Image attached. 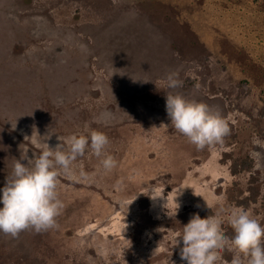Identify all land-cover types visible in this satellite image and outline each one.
Wrapping results in <instances>:
<instances>
[{"label": "rangeland", "instance_id": "obj_1", "mask_svg": "<svg viewBox=\"0 0 264 264\" xmlns=\"http://www.w3.org/2000/svg\"><path fill=\"white\" fill-rule=\"evenodd\" d=\"M169 91L219 110L231 134L197 149L170 126ZM86 127L117 166L87 149L58 175L57 227L0 232V264H186L176 239L192 214L243 208L264 225V161L250 155L264 141V0H0V188L40 138L55 148Z\"/></svg>", "mask_w": 264, "mask_h": 264}, {"label": "clouds", "instance_id": "obj_2", "mask_svg": "<svg viewBox=\"0 0 264 264\" xmlns=\"http://www.w3.org/2000/svg\"><path fill=\"white\" fill-rule=\"evenodd\" d=\"M167 82L171 90L181 85L176 73H169ZM165 100L170 126L197 149L222 143L231 134L219 110L208 104L186 99L174 91L166 93ZM104 117L102 113L97 122ZM50 138L51 135H46L37 141L39 152L33 153L32 158L26 153L15 159L10 175L0 188V232L13 238L27 229L39 233L57 227L56 218L64 207L57 192L58 175L61 172L70 174L73 162L84 156L87 149L100 158L105 172L117 166L116 159L107 151L109 138L101 131L86 127L84 133L57 136L59 143L55 148L45 142ZM252 143L255 147L250 155L254 160L264 161V151L257 150L264 149V141L254 136ZM80 175L86 174L81 171ZM146 191L152 193L155 188ZM224 212L220 207L205 218L198 213L191 215L176 239V245L182 242L180 259L186 264H264V225L243 208H233L226 216ZM225 222L232 229L231 236L223 230ZM225 251L232 254L230 262L222 261Z\"/></svg>", "mask_w": 264, "mask_h": 264}, {"label": "bare ground", "instance_id": "obj_3", "mask_svg": "<svg viewBox=\"0 0 264 264\" xmlns=\"http://www.w3.org/2000/svg\"><path fill=\"white\" fill-rule=\"evenodd\" d=\"M101 1H102V0H101ZM197 5H198V4H197ZM197 5H196V6H197ZM197 7H198V6H197ZM106 9H107V8H106ZM99 22H100V21H99ZM97 23H98V22H97ZM96 26H97V24H96ZM187 27H188V26H187ZM192 29H193V28H192ZM194 29H195V27H194ZM95 31H96V29H95ZM95 31H94V32H95ZM91 32H93V31L90 30V33H91ZM189 32H190V31H189ZM193 32H194V31H193ZM88 33H89V32H88ZM190 33H191V32H190ZM72 35H73V34H72ZM63 36H64V34H63ZM88 36H89V35H88ZM61 37H62V36H61ZM65 37H67V36H65ZM58 38H59V37H58ZM89 38H90V37H89ZM64 39H65V38H64ZM72 39H73V38H72ZM84 40H85V39H84ZM90 40H91V39H90ZM66 41H67V40H66ZM80 41H81V39H80ZM160 41H161V39L159 40V42H160ZM54 42H55V41H54ZM59 42H60V41H59ZM162 42H163V41H162ZM80 43H82V42H80ZM92 43H93V42H92ZM160 43H161V42H160ZM165 43H167V42H165ZM71 44H72V43H71ZM74 44H76V43H74ZM79 45H80V44H79ZM88 45H89L88 47H90L91 44H88ZM94 46H95V45H94ZM165 46H166V45H165ZM53 47H54V46H53ZM64 47H65V46H64ZM27 48H28V47H27ZM48 49H50V48H48ZM72 49H73V48H72ZM76 49H77V48H76ZM164 49H165V47H164ZM90 50H91V49H90ZM165 50H166V49H165ZM52 51H53V50H52ZM79 51H80V50H79ZM62 52H64V51H62ZM62 52H61V54H63ZM70 53H71V52H70ZM38 54H41V53H38ZM45 54H46V52H45ZM42 55H43V54H42ZM48 55H49V53H48ZM51 55H52V52H51ZM51 55H50V56H51ZM80 55H81V54H80ZM80 55H79V56H80ZM38 56H40V55H38ZM43 56H44V55H43ZM45 56H46V55H45ZM54 56H55V55H54ZM71 56H72V55H70V57H71ZM51 57H52V56H51ZM42 58H44V57H42ZM81 58H82V57H81ZM34 60H35V59H34ZM47 60H48V58H47ZM38 61H39V60H38ZM45 61H46V60H45ZM53 63H54V62H53ZM55 64H56V63H55ZM55 64H54V65H55ZM35 67H36V66H35ZM31 68H32V67H31ZM37 69H38V68H37ZM89 70H90V69H89ZM125 70H126V69H125ZM39 71H40V70H39ZM138 71H139V70H138ZM47 72H48V71H47ZM88 72H89V71H88ZM124 72H125V71H124ZM49 73H50V72H49ZM82 73H83V72H82ZM153 74H154V73H153ZM48 75H49V74H48ZM137 76H138V75H137ZM47 77H48V76H47ZM128 77H129V76H128ZM132 77H133V76H132ZM148 77H149V76H148ZM109 79H110V78H109ZM142 79H143V78H142ZM148 79H149V78H148ZM47 80H48V79H47ZM81 80H82V79H81ZM116 80H117V79H116ZM140 80H141V79H140ZM44 81H45V79H44ZM47 82H48V81H47ZM48 83H50V82H48ZM48 83H47V84H48ZM81 83H84V82H81ZM85 83H86V82H85ZM110 84H111V83H110ZM110 84H109V85H110ZM93 85H94V84H93ZM111 86H112V84H111ZM113 86H114V85H113ZM122 86H123V85H122ZM149 86H150V85H149ZM84 87H85V86H84ZM86 87H87V86H86ZM88 87H89V86H88ZM91 87H92V86H91ZM41 89H42V88H41ZM81 89H82V88L80 87L79 90H81ZM84 89H85V88H84ZM92 89H93V88H92ZM90 90H91V88H90ZM128 90H129V89H128ZM131 90H132V88H131ZM148 90H149V89H148ZM40 91H42V90H40ZM75 91H76V90H75ZM83 91H84V90H83ZM83 91H82V92H83ZM104 91H105V89H104ZM108 91H109V90H108ZM85 92H87V91H85ZM110 92H111V91H110ZM128 92H130V90H129ZM137 92H138V91H137ZM152 92H153V90H152ZM41 93H42V92H41ZM44 93H45V92H44ZM88 93H89V92H88ZM138 93H139V92H138ZM154 93H155V92H154ZM42 94H43V93H42ZM45 94H46V93H45ZM51 94H52V93H51ZM106 94H107V93H106ZM106 94H105V95H106ZM139 94H140V93H139ZM152 94H153V93H152ZM86 95H88V94H86ZM110 95H111V94H110ZM45 96H46V95H45ZM51 96H52V95H51ZM57 96H58V95H57ZM62 96H63V95H62ZM90 96H92V95H90ZM52 97H53V96H52ZM63 97H64V96H63ZM71 97H72V96H71ZM81 97H82V96H81ZM60 98H62V97L59 96V100H60ZM64 98H65V97H64ZM74 98H76V97H74ZM86 98H87V97H86ZM90 98H91V97H90ZM45 99H46V98H45ZM57 99H58V98H57ZM80 99H81V98H80ZM91 99H92V98H91ZM51 100H52V99L50 98V101H51ZM70 100H71V99H70ZM86 100H88V99H86ZM63 101H64V100H63ZM67 101H68V100H67ZM138 101H139V100H138ZM57 102H58V101H57ZM73 102H75V99L73 100ZM73 102H72V103H73ZM70 103H71V102L69 101V105H70ZM72 103H71V104H72ZM48 104H49V102H48ZM67 104H68V103H67ZM78 104H79V103H78ZM64 105H65V104H64ZM141 105H142V104H141ZM49 106H50V105H49ZM65 106H66V105H65ZM73 106H74V105H73ZM75 106H76V105H75ZM77 106H79V105H77ZM77 106H76V107H77ZM136 106H137V105H136ZM37 107H38V106H37ZM52 107H53V106H52ZM57 107H58V106H57ZM103 107H104V106H103ZM48 108H50V107H48ZM54 108H55V107H54ZM72 108H73V107H72ZM72 108H71V109H72ZM65 109H66V108H65ZM68 109H70V108H68ZM79 109H80V108H79ZM103 109H104V108H103ZM58 110H59V109H58ZM66 110H67V109H66ZM77 110H78V109H77ZM84 110H85V109H84ZM97 110H98V109H97ZM146 110H147V109H146ZM54 111H55V110H54ZM80 111H81V110H80ZM98 111H99V110H98ZM63 112H64V111H63ZM70 112H71V111H70ZM70 112H69V113H70ZM86 112H88V110H87ZM96 112H97V111H96ZM102 112H103V111H102ZM142 112H143V111H142ZM146 112H147V111H146ZM55 113H57V112L55 111ZM59 113H60V112H59ZM64 113H65V112H64ZM82 113H83V111H82ZM73 114H74V113H73ZM84 115H85V114H84ZM95 115H96V114H95ZM62 116H63V115H62ZM67 116H68V115H67ZM87 116H88V115H87ZM89 116H90V115H89ZM85 117H86V116H85ZM91 117H93V116H91ZM91 117H90V118H91ZM100 117H101V116H100ZM65 118H66V117H65ZM65 118H64V116H63V119H65ZM69 118H70V117H69ZM76 118H77V117H76ZM72 119H73V118H72ZM78 119H80V117H79ZM224 119H225V118H224ZM69 120H70V119H69ZM69 120H68V121H69ZM85 120H86V119H85ZM8 121H9V120H8ZM76 121H77V119H76ZM88 121H89V120H88ZM93 121H94V120H93ZM57 122H58V121H57ZM60 122H62V121H60ZM78 122H79V121H78ZM82 122H83V121H81V123H82ZM95 122H96V121H95ZM58 123H59V122H58ZM69 123H70V122H69ZM81 123H80V124H81ZM92 123H93V122H92ZM51 124H52V123H51ZM53 124H54V122H53ZM53 124H52V125H53ZM59 124H60V123H59ZM66 124H67V123H66ZM87 124H88V123H87ZM99 124H100V123H99ZM30 125H31V124H30ZM55 125H56V123H55ZM61 125H62V124H61ZM61 125H60V126H61ZM68 125H69V124H68ZM85 125H86V124H85ZM85 125H84V126H85ZM39 126H40V125H39ZM50 126H51V125H50ZM56 126H57V125H56ZM58 126H59V125H58ZM60 126H59V127H60ZM64 126H65V125H64ZM64 126H63V127H64ZM75 126H76V125H75ZM79 126H80V125H79ZM86 126H87V125H86ZM3 127H4V126H3ZM10 127H12V126H10ZM29 127H30V126H29ZM29 127H28V128H29ZM33 127H34V126H33ZM53 127H54V126H53ZM61 127H62V126H61ZM63 127H62L61 129H63ZM94 127H95V126H94ZM57 128H58V127H57ZM73 128H75V127L73 126ZM76 128H77V127H76ZM5 129H6V128H5ZM5 129H4V131H5ZM17 129H18V128H17ZM21 129H22V128H21ZM52 129H55V128H52ZM52 129H51V130H52ZM58 129H59V128H58ZM6 130H7V129H6ZM15 130H16V129H15ZM15 130H14V131H15ZM18 130L20 131V129H18ZM18 130H17V131H18ZM40 130H41V129H40ZM40 130H39V131H40ZM48 130H49V128H48ZM48 130H47V131H48ZM55 130H56V129H55ZM65 130H66V129H65ZM71 130L73 131L72 128H71ZM71 130H70V131H71ZM43 131H44V130H43ZM49 131H50V130H49ZM61 131H62V130H61ZM63 131H64V130H63ZM67 131H68V129H67ZM70 131H69V132H70ZM72 131H71V132H72ZM8 132H11V131H8ZM57 132L59 133V130H58ZM3 133H4V132H3ZM13 133H14V132H13ZM55 133H56V132H55ZM61 133H62V132H61ZM72 133H73V132H72ZM15 134H16V133H15ZM20 134H21V133H20ZM52 134H53V132H52ZM3 135H4V134H3ZM9 135H10V134H9ZM9 135H8V136H9ZM13 135H14V134H13ZM53 135H54V134H53ZM129 135H130V134H129ZM21 136H22V135H21ZM5 137H6V136H5ZM12 137H13V136H12ZM30 137H31V136H30ZM126 137H127V136H126ZM136 137H137V136H136ZM127 138H128V137H127ZM131 138H132V135H131ZM17 139H18V138H17ZM24 139H25V138H24ZM7 140H8V138H7ZM31 140H32V139H31ZM32 141H33V140H32ZM32 141H31V143H32ZM137 141H138V140H137ZM50 145H51V144H50ZM137 145H138V144H137ZM131 147H132V146H131ZM135 147H136V146H135ZM115 151H116V150H115ZM115 151H114V152H115ZM157 151H158V150H157ZM38 152H39V151H38ZM129 153H130V152H129ZM110 154H111V153H110ZM136 154H137V153H136ZM157 154H158V153H157ZM159 154H160V152H159ZM132 155H133V154H132ZM129 156H130V155H129ZM129 156H128V157H129ZM130 157H131V156H130ZM132 157H133V156H132ZM134 157H135V156H134ZM136 157H138V156H136ZM164 157H165V156H164ZM168 157H169V156H168ZM151 158H152V157H151ZM162 158H163V157H162ZM169 158H170V157H169ZM169 158H168V159H169ZM131 162H132V161H131ZM133 162H134V161H133ZM158 162H159V161H158ZM160 162H162V161H160ZM154 164H155V163H154ZM156 164H157V163H156ZM160 164H161V163H160ZM160 164H158V165L160 166ZM7 165H8V164H7ZM9 165H11V164H9ZM9 165H8V166H9ZM129 165H130V164H129ZM131 165H132V164H131ZM138 166H139V165H138ZM140 166H141V165H140ZM148 166H149V164H148ZM94 167H95V166H94ZM151 167H152V165H151ZM160 167H161V166H160ZM158 168H159V167H158ZM158 168L156 169V173L158 172ZM125 169H126V168H125ZM150 169H151V168H150ZM150 169H149V172H150ZM121 170L123 171V168H122ZM121 170H120V172L122 173ZM164 170H165V169H164ZM166 170H167V169H166ZM126 171H128V170L126 169V170H125V173H126ZM151 171H152V170H151ZM153 171H154V170H153ZM153 171H152V172H153ZM167 171H168V170H167ZM118 172H119V171H118ZM152 172H151V173H152ZM154 172H155V171H154ZM132 173H133V172H132ZM134 173H135V171H134ZM166 173H167V172H166ZM168 173H169V172H168ZM112 174H113V173H112ZM112 174H110V175H112ZM118 174H119V173H118ZM123 174H124V173H123ZM127 174L129 175L130 173H127ZM141 174H142V173H141ZM141 174H140V175H141ZM120 175H121V174H120ZM120 175H119V176H120ZM148 175H149V174H148ZM160 175H161V174H160ZM114 176H115V174H114ZM144 176H145V175H144ZM149 176H150V175H149ZM166 176H167V175H166ZM169 176H170V175H169ZM121 177H123V176H121ZM124 177H125V176H124ZM124 177H123V178H124ZM129 177H130V176H129ZM135 177H136V176H135ZM139 177H140V176H138V178H139ZM145 177H146V176H145ZM116 178H117V177H116ZM126 178H127V177H126ZM132 178H133V177H132ZM138 178H137V179H138ZM95 179H96V178H95ZM110 179H111V178H110ZM110 179H109V180H110ZM137 179H136V180H137ZM112 180H113V177H112ZM119 180H120V179H119ZM121 180H122V179H121ZM144 180H145V179H144ZM124 181H126V180H124ZM124 181H123V182H124ZM128 181H130V179H129ZM73 182H74V181H73ZM153 182H154V181H153ZM74 183H75V182H74ZM134 183H135V181H134ZM110 184H111V183H110ZM110 184H109V185H110ZM135 186H137V185L135 184ZM87 188H88V187H87ZM80 190L82 191V189H80ZM83 190H85V188H84ZM64 191H65V190H64ZM67 191H68V190H67ZM75 191H76V190H75ZM81 191H79V192L81 193ZM58 192H59V191H58ZM72 192H73V191H72ZM79 192H78V193H79ZM85 192H86V191H84V192H82V193H85ZM88 192H89V191H88ZM76 193H77V191H76ZM63 194H64V193H63ZM67 194H68V193H67ZM89 194H90V193H89ZM59 195H60V194H59ZM92 195H93V193H92ZM95 195H96V194H95ZM62 196L64 197V195H62ZM73 196H74V195H73ZM86 196H87V195H86ZM93 196H94V195H93ZM94 197H96V196H94ZM66 198H67V196H66ZM70 198H71V196H70ZM84 198H85V197H84ZM89 198H90V197H89ZM76 199H77V198H76ZM78 199H80V198H78ZM70 200H71V202H73L72 199H70ZM94 200H95V198H94ZM96 200H98V198H96ZM67 201H68V200H67ZM63 204H64V203H63ZM117 204H118V203H117ZM116 207H117V206H116ZM71 225H72V224H71ZM69 226H70V225H69ZM36 234H37V233H36Z\"/></svg>", "mask_w": 264, "mask_h": 264}]
</instances>
